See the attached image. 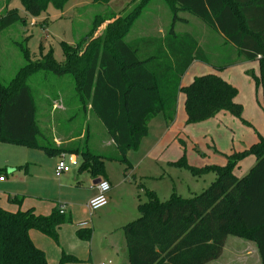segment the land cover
<instances>
[{
	"label": "trees",
	"instance_id": "trees-1",
	"mask_svg": "<svg viewBox=\"0 0 264 264\" xmlns=\"http://www.w3.org/2000/svg\"><path fill=\"white\" fill-rule=\"evenodd\" d=\"M164 1L173 13L171 28L164 36L126 41L130 26L149 2L143 0L112 22H107L112 17L98 14L89 33L76 45L62 42L63 63L55 60L52 50L33 61L29 46L20 44L27 64L9 83L0 80V142L41 148L49 155L75 153L83 159L80 169L95 177L104 175L103 158L112 156L94 153L88 139L68 148L39 139L36 101L28 80L40 70L74 77L80 105L103 122L117 147L116 159L125 164H129V151L147 137L151 118L163 114L168 125L176 121L180 92L185 95L187 125L208 121L225 111L250 124L242 116V103L236 101L238 88L220 75H198L182 85L194 60L206 62V58L196 37L177 32L175 24L180 19L178 13L187 11L234 44L248 60L260 56L255 82L263 88L264 102V0ZM21 2L26 14L35 17L50 4L63 9L68 0ZM19 21L26 24L16 8H5L0 15V33ZM105 22V31L94 37ZM249 155L256 157L255 166L238 178L234 171ZM173 164L189 168L194 176L214 172L216 179L192 197L174 191L162 201L155 191L146 190L148 200L139 205L140 216L123 226L130 264H208L221 256L230 235L256 243L264 264V136L242 152L228 154L224 165L193 166L185 157ZM71 220L58 207L49 215H37L33 209L12 212L0 208V264H48L45 251L34 244L29 231H41L56 241L59 226ZM78 232L82 239L91 238L88 229ZM69 259L63 255L60 263Z\"/></svg>",
	"mask_w": 264,
	"mask_h": 264
},
{
	"label": "rangeland",
	"instance_id": "rangeland-1",
	"mask_svg": "<svg viewBox=\"0 0 264 264\" xmlns=\"http://www.w3.org/2000/svg\"><path fill=\"white\" fill-rule=\"evenodd\" d=\"M93 1L68 0L63 9H57L53 4H50L46 11L32 17L26 14L21 0H12L10 3L8 2L9 4L6 3V0H0V15L3 14L4 9L7 7L16 8L18 14L26 19L25 25L19 21L4 28L0 33V80L4 84L9 83L20 67L27 64L20 49V44L24 45L26 43L29 46L33 61L43 59L52 50L55 60L63 63L62 42L76 45L89 33L93 20L98 14L105 15L107 19L112 17V19L107 21L112 22L114 18L129 14L143 0H111L108 4L94 3ZM178 16L180 19L179 21L177 20L176 30L179 32H193L202 40L201 36H206L209 29L208 40L210 41L207 42L205 47H202L205 54L209 56L210 63L203 64V67L207 70L202 71V74L214 73L217 67L215 68L213 65L236 63L238 56L235 53L236 47L234 44L226 41L224 36L222 37L220 33L211 30L209 26L189 12L180 11ZM172 20V10H170L164 0H149L142 14L130 26L126 41H133L145 36L160 37V35L169 31ZM107 22L98 27L94 37L105 31ZM204 26L208 27V29L205 30ZM195 71L196 69L192 67L189 71L190 73L187 74V78H191ZM248 74L251 76V84L248 86L245 84L246 82L244 83L239 78L242 95L240 94L238 100L243 105V118L251 122L252 125L234 117L230 113L217 120H210L207 123L204 121L188 125L186 124V119L180 113H177L174 126L168 125V129L166 125L161 126V116H155L150 119L149 132L147 137L144 138L143 146L132 155L136 157L135 160H144L142 164L135 166L137 169L135 172L136 182L139 188L144 185L143 191L137 188L142 202L148 200L146 190L149 189L157 190V196L162 201H165L169 199L172 191L179 195L181 194L183 197H192L208 188L214 182L216 175L213 172L202 176H194L189 168L173 164L179 161L181 157H185L187 163L193 166L202 167L214 163L218 164V162L224 165L228 154L242 152L244 147L250 145V137L254 134L253 127L256 129L259 127L264 113L259 105V103H263L262 86L259 85L261 90L258 92L255 86L254 71L249 70ZM239 75L243 76V72L241 71ZM28 84L35 96L37 122L41 128L39 139H47L50 142H54L57 132L61 131V133L65 134L67 130V132L71 130V132L76 133L82 131L84 137L74 140V143H84L85 139H88V144L92 151L101 153L105 150V141L108 136L107 129L103 122L88 108L83 110L79 101V93L76 90V82L72 75H57L53 72L40 70L32 75L28 80ZM184 96V93L180 92L178 97L184 98ZM256 107L260 108L259 113L255 109ZM178 109H180L179 105ZM183 109L185 111L184 104ZM168 130L170 133L163 134L165 138L160 144L163 131ZM158 145L157 152L154 153L152 150ZM24 147V145L0 142V170L6 174L10 189L2 190L4 186H0V208L24 210L33 208V202H43L44 204L47 202L51 209L53 204H55V200H63L62 197H64L70 200L69 206L72 212V207L76 205L75 203L79 205L78 201L86 198L90 187H93L88 172L79 173L78 165H76L71 168L70 173L57 177L54 170L55 163L50 162L47 155L38 151V154H43V157L39 155L33 156L30 152H25L26 148ZM12 162L13 169L15 167L13 173L9 170ZM131 164L134 163L132 162ZM246 164L247 162H244L241 168L236 169V174L239 177L249 172V169L246 170ZM151 165L153 167H150ZM118 167L119 163L108 162L107 168L112 171V175L124 178L123 168ZM132 170L129 171V176H131ZM35 190L37 194L40 193L38 196L35 193L32 194V191ZM8 194L20 197L21 201H7ZM124 207H126L125 210L130 208L128 206ZM89 213L88 207L84 206L83 210L80 209L78 216L80 220H88L98 216L100 211H96L92 215ZM139 216L138 210L135 209L133 215H127L124 218L123 215L119 217L118 220L123 218L119 225L133 221ZM76 223L77 220L74 218V221L65 225V227L73 228ZM95 225L96 231H94L96 234L92 244L95 252L92 261L99 262L101 261L99 252L102 251L103 242L105 243L103 237V230L107 226L105 217L98 218ZM113 232L115 235L113 238L119 240L118 244L122 247V251L119 252L118 256H115V259L118 263L124 262L123 264H127V259L125 260L124 231L120 228L113 230ZM39 234L43 236V244H37V246L39 245V248H43L46 251L48 264H61L60 256L56 258L52 250L46 248L47 245L51 244L54 246L53 248L58 247L59 249L61 246V243L58 244L60 238L58 237L59 241L54 242L53 239L45 234ZM78 242L82 243V245L85 244L88 252H85L84 256H82L83 258H78L75 255L80 260L71 258L65 260L63 264H92L89 258L90 242L85 243V240ZM226 242L228 243V250L223 258L225 261L228 260L229 256L233 255V250L243 249V247H248L250 244H255L252 241L250 242L234 235L228 236Z\"/></svg>",
	"mask_w": 264,
	"mask_h": 264
},
{
	"label": "crops",
	"instance_id": "crops-1",
	"mask_svg": "<svg viewBox=\"0 0 264 264\" xmlns=\"http://www.w3.org/2000/svg\"><path fill=\"white\" fill-rule=\"evenodd\" d=\"M176 24H177V22H176ZM176 24H175V26H176ZM207 26H209V25H207ZM176 27H175V30H176ZM204 29L207 30L208 27H205ZM211 30H213V29L211 28ZM177 32H179V31H177ZM215 32H217V31H215ZM188 33H191V32H188ZM191 34H193L196 37L197 41H199V45H200V47H201V49L203 51V55L206 58V62H203V61H200V60H194V62L192 63L191 67L188 69L187 73L184 75V77L182 79V85H188L189 83H191L193 81V78L195 76L203 75L201 72L207 70V69H205V67H203V64L204 63L205 64L210 63V61H209L210 58H209V56H207L205 54L204 48L202 47V46L205 47L207 42L210 41V40H208L209 29H208V34L206 36L205 35H202V36L200 35L202 37V40H200L199 37H197L193 32ZM164 35L165 34L160 35V36H164ZM235 53L238 56V59H237L236 63H234V64L224 63V64H220V65H216V66L213 65V66L215 68L217 67L216 70H214V73L220 75L223 79H226L228 82H230L234 87L238 88L239 94H238V96L236 98V101L239 102L238 98L240 97V94L242 95V90H241V87H240L241 81L239 80V78H241L244 81V83L246 82L245 84L248 86V85L251 84V81H250L251 76H250V74H248L249 70L254 71V73H255L254 77L255 76H259V74H260L259 57L260 56L257 57L254 61H250V60H248L246 58L245 55H241L238 52L237 48L235 50ZM236 64H239V65H236ZM192 67H194L196 69V71H195V73L192 74L193 76L191 78H187L188 77L187 74L190 73L189 71L192 69ZM240 70L243 72V76L239 75L240 72H241ZM208 73H211V72H208ZM255 86H256L257 91L260 92L261 88H260L259 85L256 84V82H255ZM179 95H180V93H179ZM178 100L179 101L177 102V104L179 105L180 109H178V107H177V113L178 114L180 113V115H182V117H184L186 119V112L183 109L185 96H184V98L178 97ZM258 102H259V100H258ZM259 105H260V107H261V109L263 110V113H264V109H263L264 102L263 103H259ZM184 108H185V104H184ZM255 109L259 113L260 108L256 107ZM227 113L228 112H226V111L225 112H220L215 117L210 118V120H217V119L221 118L222 116H225ZM157 116H161L162 117L160 119L161 126L166 125L167 129H168V124H167L163 114H159ZM242 116H243V114H242ZM176 118H177V115H176ZM176 118H175V120H176ZM210 120L205 121V123L210 122ZM174 123L172 125H170V126H174ZM249 123L251 124V122H249ZM253 129H254L253 130L254 134L250 137V145L244 147L243 148L244 150L249 148L251 145L257 143V141L259 140L260 135L264 136V114H263V118L261 119V122L259 124V127L257 129L253 127ZM67 131H66L65 134L61 133V131L57 132V134H55V139H54V145L55 146L68 148L71 144L74 143L73 142L74 140L82 139V137H84L82 131L80 133L71 132V130H69V132H67ZM167 132L170 133L169 130L168 131H163L162 135L163 134L164 135L168 134ZM164 135L161 138L160 144L163 141V138H165ZM143 141H144V139L142 140L141 144L139 145V147L137 149H132V150L129 151V153H128V162H129V164H125V163L121 162L120 160L116 159L118 157L119 153L117 152V147H116V145L114 143L113 138L110 137V135L108 133L107 139L105 141L106 142L105 150L102 151L101 153L93 151L94 153L99 154V155L104 154L106 156H112V158H109V157L103 158V160H104V167H103L104 168V175H101L100 177L93 176L91 174V172L89 170H87V169L86 170L80 169V165L83 162L82 157L79 156L78 154L71 153V154L77 155V157H78V162H79L78 168H77L78 172L79 173H83V172L87 171L89 176H90V180H92L93 187H90V190L88 191V194L86 195V198L81 199L80 201H78L79 205H77L78 203H75L76 205H74L72 207L73 208L72 212H71V208L69 206V201L70 200H68L67 198H64V197H62L63 200H55V204H53V207H51V209H50L49 205L47 204V202H46V204H44L43 202H40V203L33 202V205H34V206H32L33 208H28V209H33V211L37 215H49V214L52 213V211L55 209V207H58L60 209L63 205H65V207H66L65 215L70 216L72 218V220L69 223H65V224H62L61 226H59V228L57 230V232L59 233L58 237L60 238V242H58V244L61 243L60 244L61 246L59 247V249H58V247L57 248H53L54 246L51 245V244L46 246V248H49V249L52 250V252L56 256V258L60 256L59 259L61 260L63 255L69 256L70 259L71 258H73V259L83 258L82 256H84L85 252H88V250H86L85 244L82 245V243L78 242V241L85 240V239H82L78 235V233H79L78 230H87L88 229L89 231H92V234H91V238L90 239L85 240V243H89L90 242L89 258L91 259V263L92 264H104V263L105 264H123L124 263L123 261H122L123 263H121V262L118 263L117 260L115 259V256H118L119 252L122 251V247L118 244L119 240H115V238H113L115 236L113 230H117V229H120V228L123 230V226H125L126 224H128V223H130L132 221H130V222L126 223V224H122V225L120 224L119 225V223H121L120 221H122V219L125 216H127V215H133V211H135V209L138 210L139 205L141 203H144V202L141 201L142 199H140L139 190H137V188H138V189H140V191H143V186L144 185H141V187L139 188V185L136 182V178L137 177H136V174H135V172L137 171L135 166L136 167L139 166L140 164H142L144 162V160L138 161L137 159L135 160V158H136L135 156H132V155H134L133 153H136L135 151H137L138 149H141V146H143V144H142ZM156 143H158V142H156ZM159 145L156 146L152 150L154 153L157 152L156 149H157V147H159ZM24 146H25L24 148H26L25 152H30V154L33 155V156L39 155V156L43 157V154L47 155V157L49 158L50 162H52V163L54 162L55 163L54 164V170H55V166H56L58 160L60 159V156H62L63 153H64V152H62V153L61 152L60 153L59 152H55L54 155H49L44 150H42L41 148L37 149V148L30 147V146H27V145H24ZM243 149H242V151H243ZM38 151L42 152L43 154H38ZM108 162L119 163V167L123 168V170H124L123 171L124 178L120 177L118 175L116 177L113 176L112 175V171H110V169L107 168ZM132 162L134 164H131ZM244 162H247L246 170L249 169L248 171H250L255 166L256 157L254 155L246 156L245 158L242 159V161H240L238 163V166L236 167V169L237 168H241L242 164ZM12 164H13V162L10 163L11 167H9V170L11 171V173H13L14 170H15V167L13 169V167H12L13 165ZM217 165H223V164L221 162H218ZM150 167H153V165H151ZM236 169L234 171L235 175L238 178H242V177H239L236 174ZM130 170H132V173H130L131 176H129V171ZM27 173H28V171H27ZM67 173H70V172H67ZM67 173H64V174L58 176L56 174V170H55V175L57 177H61V176L65 175V174H67ZM155 174H157V172H155ZM2 175H5V177H6L5 173H3ZM244 175H246V174H244ZM244 175H242V176H244ZM102 178L107 179L110 182V184L112 185L111 190L107 194V197H108L109 201H108V203L106 205L102 206V208H99V209H96V210H92L89 207V203H90L91 199L94 198L98 194V188H97V183L98 182H97V180L98 179H102ZM135 183L137 184L136 187H135V185H136ZM8 184L9 183H8L7 177L5 178L4 181H0V186H4V188H2V190H8L9 189ZM152 190L157 192V190H155V189H152ZM37 191H39V189H37ZM137 191H138V193H137ZM33 193H35L36 196H38L40 194V193L37 194L36 190L32 191V194ZM171 193H173V191ZM157 195H158V193H157ZM14 198H16L17 200H11V199H14ZM6 199H7V201H15V202H20L21 201L20 197L15 196V195L13 196L11 194H8ZM18 200H20V201H18ZM84 206L88 207V209L90 211V213H89L90 215L94 214L96 211H100V213L98 214V216H95V217H93L91 219L80 220V217L78 215H79L80 209L83 210ZM124 206H128L130 208L125 210L126 207H124ZM79 207H80V209H79ZM28 209H24V210H28ZM8 210L12 211V212L24 211V210H11V209H8ZM122 215H123V218H121V220H118V218L121 217ZM100 217L101 218L105 217V221H107V226L103 230V237L105 239V243L103 242L102 251L99 252L100 257H101L100 258L101 261L93 262L92 259H94L93 256H94V252L95 251H94V247H92L93 246L92 244H93L94 237H95V234H96V232H95L96 231L95 223H97V219L100 218ZM74 218H75V220H77V223H76L75 227H73V228H70V227H67V226L65 227V225L71 224L74 221ZM83 223H85L86 225H81ZM36 231L39 232L38 230L31 229L29 231V233H30V236H31L34 244L37 246V244H39V245L43 244V241H42L43 236L41 234H39V233H42L41 231L39 233H37ZM43 234H45V233H43ZM41 236H42V238H41ZM46 236H48V235H46ZM48 237H50V236H48ZM50 238L53 239L52 237H50ZM59 238L56 241L53 239V241L57 242V241H59ZM244 239H246V238H244ZM246 240H248V239H246ZM124 241H125V246H126L125 260L127 259V262H128L127 264H130L129 258H128V246H127V243H126L125 232H124ZM249 241L251 242V240H249ZM225 243L226 244H225V247H224V250H223V253L221 254V256L216 258V259H214L213 261L209 262L208 264H262V258H260L258 247H257L256 243L255 244H250L248 247H245V248L243 247V249L239 248L237 250H233L232 251L233 255L229 256L228 260L225 261V259H223V258L225 256L227 250H228V247H227L228 243L227 242H225ZM252 243H254V242L252 241ZM40 249H43V248H40ZM45 253H46V251H45ZM46 257H47V262L49 263L47 253H46ZM78 260H80V259H78ZM104 261H106V262H104Z\"/></svg>",
	"mask_w": 264,
	"mask_h": 264
},
{
	"label": "built area",
	"instance_id": "built-area-1",
	"mask_svg": "<svg viewBox=\"0 0 264 264\" xmlns=\"http://www.w3.org/2000/svg\"><path fill=\"white\" fill-rule=\"evenodd\" d=\"M78 164H79V162H78L77 155L71 154V153L70 154L63 153L62 157L59 159V161L57 162V164L55 166L56 174L59 176V175H62L64 173L70 172V170H72L71 168L73 166L78 165ZM5 178H6L5 175H1L0 181H4ZM97 188H98V194L94 198H92L90 203H89V207L92 210L102 208V206H104L108 203L109 200H108L107 194L111 190L112 185L110 184V182L107 179L102 178L97 183ZM65 210H66V207H65V205H63L60 208V212L65 213ZM81 225H86V224L83 223Z\"/></svg>",
	"mask_w": 264,
	"mask_h": 264
},
{
	"label": "water",
	"instance_id": "water-1",
	"mask_svg": "<svg viewBox=\"0 0 264 264\" xmlns=\"http://www.w3.org/2000/svg\"><path fill=\"white\" fill-rule=\"evenodd\" d=\"M101 179H98L97 182H99Z\"/></svg>",
	"mask_w": 264,
	"mask_h": 264
},
{
	"label": "clouds",
	"instance_id": "clouds-1",
	"mask_svg": "<svg viewBox=\"0 0 264 264\" xmlns=\"http://www.w3.org/2000/svg\"><path fill=\"white\" fill-rule=\"evenodd\" d=\"M106 186V185H105Z\"/></svg>",
	"mask_w": 264,
	"mask_h": 264
}]
</instances>
